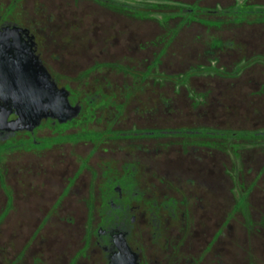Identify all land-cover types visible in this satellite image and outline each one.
<instances>
[{
	"label": "flooded vegetation",
	"instance_id": "flooded-vegetation-1",
	"mask_svg": "<svg viewBox=\"0 0 264 264\" xmlns=\"http://www.w3.org/2000/svg\"><path fill=\"white\" fill-rule=\"evenodd\" d=\"M59 1L0 0V78L10 46L16 70L47 73L77 108L16 123L29 90L0 88V264H238L236 234L223 237L248 228L230 168L242 140L221 114L240 95L235 81L264 95V70L251 73L264 69V0H73L140 22L108 26L101 47ZM227 26L236 30L221 36ZM198 27L178 47L197 54H177L175 39ZM109 43V57L78 72L79 50L94 56ZM189 108L197 121L182 117Z\"/></svg>",
	"mask_w": 264,
	"mask_h": 264
},
{
	"label": "rangeland",
	"instance_id": "rangeland-1",
	"mask_svg": "<svg viewBox=\"0 0 264 264\" xmlns=\"http://www.w3.org/2000/svg\"><path fill=\"white\" fill-rule=\"evenodd\" d=\"M30 2H33V0H30ZM59 6L61 7L62 10H64L67 14L69 12H71V14H74L76 16V24L77 27L81 26L82 30H86L89 28L88 32V37L87 34H83L84 36V41L86 42V39H88L89 37H91L94 41L93 42H101L100 43V47L104 46L102 43V40L105 36H107V34H111L110 33V27L108 26H113V25H118L119 23L122 24V29L124 31H129L131 30L132 27H134V25H137L140 22H135L134 20H130L127 19L125 17H121L118 16L117 14L114 13H110V12H103V11H99L102 8L101 7H97L94 6L93 3L90 2H86V1H73V0H60L58 2ZM98 10L97 14L98 16L94 18V20L92 21L93 23H91L92 25L87 23V16L88 15H93L94 11ZM101 19H104V23H100L99 21ZM176 20H173V23ZM106 24V30L104 28H102V25ZM88 25V26H87ZM90 26V27H89ZM231 26H227L224 27V29L221 32V36H230L231 34V30H236L235 28H230ZM202 31L203 28L202 27H198L195 30L194 29H189L188 34H181L179 35L173 44V49L177 54H183V52H185L188 48L184 49V48H178L179 44L183 41H185V43L187 41H192L193 36H194V31ZM87 32V31H86ZM204 33V32H203ZM207 36V34H205V37ZM228 38V37H227ZM193 42V41H192ZM110 44V45H109ZM108 46L106 45L105 47H107V49L104 47V50L101 52H98V54H94L90 55L89 57L87 56V54H81V50H79V58L83 59V65L78 67V72L87 68V66H89V64L91 65L92 63H97L99 61H101L103 58L105 57H109V52L112 51V48H115L116 43H109ZM95 45H97V43H95ZM94 45V46H95ZM191 52H193V54H197V51H199L198 48H196L195 44H191V46L189 47V49ZM252 51H257L256 49H251L249 48L248 51L244 50V55H248L251 57V52ZM237 52V51H236ZM258 52L260 53H264V48L262 49H258ZM126 57H130L132 55H130L129 53L126 52ZM237 56H239V54L237 53H232L230 55V57H225L224 59L227 60L231 59V60H237ZM197 57V56H196ZM89 58V59H88ZM258 62V61H257ZM256 63V62H255ZM261 63L258 62V64H255V66H253V71H251V73H253V75L257 72H260L263 69L262 65H259ZM87 65V66H86ZM180 67V66H179ZM262 68V69H261ZM247 79V76L244 78ZM254 81V80H253ZM251 81V84H248V81L246 80H238L235 81V89L239 92L238 96H231V101L234 105V107H232L230 112H224V110L222 111L221 117H222V121L225 122L226 124H230L231 127L236 128L238 130H263L264 129V95L262 94H255L254 92H256L255 90L258 87H255L254 82ZM194 84H197V81L193 82ZM225 83V81H224ZM77 87L78 88H84L82 85V82L77 83ZM191 108V107H190ZM189 108V109H190ZM184 116H182L184 118V120L192 122V121H197V117L195 115V110L190 109L189 112H184ZM209 120V119H207ZM212 120V119H211ZM203 121V120H201ZM242 149L239 151L241 154L240 155H246V157L240 162V160H234V166L237 168L242 167L243 172H244V177H242V181L243 183H250L254 178L255 175L257 173V171L262 168V166L264 165V150H263V146L261 144H253V145H248L246 142L240 143ZM230 161L228 160V158L223 159V163L225 162L226 164L230 165ZM242 163V164H241ZM247 170V171H246ZM262 186H264V171L261 174V176L257 179L256 181V185L253 187L252 190V194H251V198H249V203L250 205L253 207H256L258 210H260L261 212H264V208L263 206H261L260 204H258L260 202L259 199H261L260 197L262 196L263 192L261 191ZM228 202L225 203V205L221 206V219L224 217V213L229 209L230 205H231V200L230 198L226 199ZM224 204V203H222ZM261 206V208H260ZM252 207L249 208V211L252 212L254 210H252ZM252 210V211H251ZM256 213V212H254ZM259 213V212H258ZM219 214V211H218ZM217 214V216H218ZM242 213L239 214L238 213V217H241ZM259 216V215H258ZM207 221V219H206ZM209 224L213 225V220H208ZM236 223V222H234ZM214 226V225H213ZM236 234V238L238 239L236 244H237V249L234 248L237 251L238 254V258H239V263L238 264H247L246 263V259H247V249H251L252 252H250V254L252 253L253 259L250 260V262L252 261V264H264V250L262 251L263 246H261L263 242V240L259 241V249H254L253 245H255L254 242L250 241L249 239H247L246 237V233L244 232V230L240 229L239 224L237 223V228L234 227V229L232 228L230 231V228L226 230V234L224 235L223 238H231V234L232 233ZM228 239H225V241L222 242V246L226 247V248H230L229 243H228ZM262 242V243H261ZM253 244V245H252ZM233 248V247H231ZM264 249V248H263Z\"/></svg>",
	"mask_w": 264,
	"mask_h": 264
},
{
	"label": "water",
	"instance_id": "water-1",
	"mask_svg": "<svg viewBox=\"0 0 264 264\" xmlns=\"http://www.w3.org/2000/svg\"><path fill=\"white\" fill-rule=\"evenodd\" d=\"M4 51L7 69L5 72H7V75L5 78H0V88L29 90V110L26 109V111L20 112L21 116L15 121L16 123H23L27 120L35 121L49 112L54 113L60 120H65L76 113L77 108L68 104L66 94L62 89H59L60 93H56L57 88L53 81L49 79L47 73L45 77L39 79L30 76L31 72L28 73V75L30 74L29 77L28 75L24 76V69L16 70L15 68L13 61L14 48L9 46ZM40 111L41 115H39Z\"/></svg>",
	"mask_w": 264,
	"mask_h": 264
},
{
	"label": "trees",
	"instance_id": "trees-1",
	"mask_svg": "<svg viewBox=\"0 0 264 264\" xmlns=\"http://www.w3.org/2000/svg\"><path fill=\"white\" fill-rule=\"evenodd\" d=\"M192 67L193 66H191L190 69H192ZM195 67H193V70H191V71H195L194 70ZM236 135L240 140H242V143L246 142L248 145L261 144L263 146V150H264V144H263L264 143V131H261V130H259V131H257V130H239V131H237ZM236 147L237 148H236V150H234V152L237 153V155L239 157L238 159L241 162L246 157V155H240L241 154L240 150L242 149L240 143H238L236 145ZM230 168L234 169L235 166L234 167L231 166ZM263 171H264V165L261 168L260 174L255 175V178L250 183L246 184V183H243V181H242V177H244V175H243L244 172H243L242 167L237 168L238 185L243 187V190H241V191L239 190L238 196L236 198L237 203H238V205H237L238 213L239 214L242 213L241 217H238V222L241 224L242 223L248 224L247 225L248 231L245 230L244 226H241L240 224H239V226H240V229L244 230V232L246 234H250L249 238H250V241L255 243V245L252 244L255 250L260 248V246H259L260 240H263V242H264V212L263 211L261 212L260 210H258L256 207H254V205L252 207L249 203L250 202L249 198H251L250 196L252 194L253 187L256 185V181L261 176ZM227 177H223V181H222L223 184L230 182V178L229 177L227 178ZM244 186H245V188H244ZM261 191L263 192V194L260 197L261 199H259L260 202L258 204H260V205L262 204L261 206H263V208H264V186H262ZM261 206H260V208H261ZM250 207H252V210H254V211L251 210L252 212H250L249 211ZM254 212H256V213H254ZM261 246H263V248H264V243H262ZM263 248H262V251L264 250Z\"/></svg>",
	"mask_w": 264,
	"mask_h": 264
}]
</instances>
